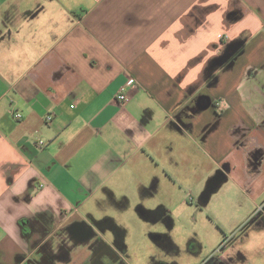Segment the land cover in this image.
I'll list each match as a JSON object with an SVG mask.
<instances>
[{"label":"crops","instance_id":"1","mask_svg":"<svg viewBox=\"0 0 264 264\" xmlns=\"http://www.w3.org/2000/svg\"><path fill=\"white\" fill-rule=\"evenodd\" d=\"M0 264H264V0H0Z\"/></svg>","mask_w":264,"mask_h":264},{"label":"built area","instance_id":"2","mask_svg":"<svg viewBox=\"0 0 264 264\" xmlns=\"http://www.w3.org/2000/svg\"><path fill=\"white\" fill-rule=\"evenodd\" d=\"M127 87L128 88H135L136 87V81L133 78L129 79L128 82H127ZM116 99L120 103L125 104L128 101L129 98H128V95L126 93H124V92H118L116 94ZM16 117L17 118H20L21 116L20 115H17ZM52 119H53L52 116H47L46 121L49 122V123H51L52 122ZM40 144L42 145L43 143L40 142Z\"/></svg>","mask_w":264,"mask_h":264}]
</instances>
